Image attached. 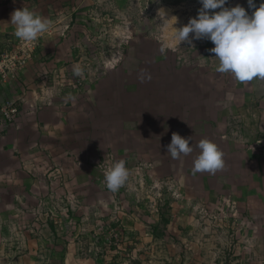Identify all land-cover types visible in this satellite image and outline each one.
Masks as SVG:
<instances>
[{
  "label": "rangeland",
  "instance_id": "1",
  "mask_svg": "<svg viewBox=\"0 0 264 264\" xmlns=\"http://www.w3.org/2000/svg\"><path fill=\"white\" fill-rule=\"evenodd\" d=\"M57 1L47 20L86 29L89 61L83 77L40 66L53 100L38 108L58 106L59 126L0 131V264H264V79L218 73L209 40L170 42L199 0ZM173 133L194 151L173 159ZM202 139L223 152L215 174L192 172ZM120 160L113 192L104 172Z\"/></svg>",
  "mask_w": 264,
  "mask_h": 264
},
{
  "label": "clouds",
  "instance_id": "2",
  "mask_svg": "<svg viewBox=\"0 0 264 264\" xmlns=\"http://www.w3.org/2000/svg\"><path fill=\"white\" fill-rule=\"evenodd\" d=\"M199 3L202 7L197 17L190 18L188 24L181 28L171 26L170 42L180 46L182 42L191 44L193 40H209L214 44L209 51L219 62L218 73L231 74L241 83L255 78L264 79V2L257 7L255 0H247L251 15L239 4L226 7L229 0H199ZM217 9L219 11H215ZM10 22L15 26V36L29 43L37 41L51 26L49 20L25 8L15 10ZM73 75L83 77V69L74 65ZM138 78L144 82L145 79L150 80L151 75L142 72ZM190 140V137L173 133L166 152L173 159L186 157L194 151ZM195 148L198 155L193 161V174H215L224 168L223 152L214 142L202 139ZM128 175L125 161L114 162L104 172L106 187L113 192L118 191L126 183Z\"/></svg>",
  "mask_w": 264,
  "mask_h": 264
},
{
  "label": "crops",
  "instance_id": "3",
  "mask_svg": "<svg viewBox=\"0 0 264 264\" xmlns=\"http://www.w3.org/2000/svg\"><path fill=\"white\" fill-rule=\"evenodd\" d=\"M35 3V0H0V57L13 53L21 44H25L29 51H32V57L26 68L10 76L0 85V102L15 99L20 105V113L15 123H6L0 114V131L5 130L6 133V136H1L4 139L9 137L10 140L18 141L22 137L26 139L34 132H37L38 138L42 127L50 128L52 125L51 127L55 128L60 125L58 106L49 103L50 105L43 111L38 108L45 98L50 102L53 100L51 93L44 92L39 84L38 71L46 58L50 59L49 65L56 67L68 65L70 62L81 65L89 61L85 53L81 55V50L85 49L82 42L87 37L86 29L80 33L67 35L61 21H53L49 31L41 34L35 42H25L15 36V26L10 22L15 10L25 8L47 19L49 13L47 7L55 10L61 8H57L60 3L57 0H47L42 3L37 0L38 4ZM46 3L51 5L45 6ZM75 35L81 36L77 38ZM46 114L51 115L53 122L47 119Z\"/></svg>",
  "mask_w": 264,
  "mask_h": 264
},
{
  "label": "built area",
  "instance_id": "4",
  "mask_svg": "<svg viewBox=\"0 0 264 264\" xmlns=\"http://www.w3.org/2000/svg\"><path fill=\"white\" fill-rule=\"evenodd\" d=\"M31 57L32 51H29V48L25 44H21L13 53L0 57V85L10 76L26 68ZM19 113V103L17 100L9 99L0 102V114L6 123L15 121Z\"/></svg>",
  "mask_w": 264,
  "mask_h": 264
}]
</instances>
